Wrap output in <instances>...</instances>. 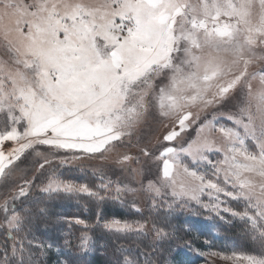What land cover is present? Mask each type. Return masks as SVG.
I'll return each instance as SVG.
<instances>
[{
    "label": "snow or ice",
    "instance_id": "obj_1",
    "mask_svg": "<svg viewBox=\"0 0 264 264\" xmlns=\"http://www.w3.org/2000/svg\"><path fill=\"white\" fill-rule=\"evenodd\" d=\"M185 249L264 264V0H0V264Z\"/></svg>",
    "mask_w": 264,
    "mask_h": 264
},
{
    "label": "rangeland",
    "instance_id": "obj_2",
    "mask_svg": "<svg viewBox=\"0 0 264 264\" xmlns=\"http://www.w3.org/2000/svg\"><path fill=\"white\" fill-rule=\"evenodd\" d=\"M85 166H87L86 162H85ZM73 167H76L75 165H73ZM77 175H80L81 173L79 171H77L76 173ZM57 211L59 212H65L67 214H79V212L81 210L77 209L75 206H69V207H65V208H61V209H57ZM184 219L188 220L194 227V231L192 232V234L194 235H197V234H200V230L202 231H205L203 230L202 228H208L207 224H202V223H196L193 219H195L194 216H190L188 214H185V216L183 217ZM204 218V217H203ZM215 223V221H213ZM214 223L212 224L211 227L214 226ZM212 231L214 233H216L217 229L213 227ZM205 232H210L211 231H205ZM223 234V233H221ZM181 235H183V233H181ZM226 235H228L229 238H232L233 234L232 233H227ZM203 241V240H201ZM179 243L182 245L183 244V240L179 241ZM202 244V242H201ZM175 245H173L174 247ZM110 252L111 250H109V253L108 254H105L104 252H98V253H95L93 255H89V257H87V261H88V264L92 263L93 259L95 256H99L101 259V261L103 262V264H105V261L107 259H111V255H110ZM192 254V261L189 259V261H182L181 264H201L200 260L197 259L196 257V254L195 253H191ZM52 261H49V264H55V254L53 252L52 254V258H51Z\"/></svg>",
    "mask_w": 264,
    "mask_h": 264
},
{
    "label": "trees",
    "instance_id": "obj_3",
    "mask_svg": "<svg viewBox=\"0 0 264 264\" xmlns=\"http://www.w3.org/2000/svg\"><path fill=\"white\" fill-rule=\"evenodd\" d=\"M204 216H200V217H195V219H193L196 223H202V224H207L208 228H202L203 230L205 231H211L212 234H214V232L212 231L213 227L212 224L214 223L213 221L211 220H208V219H205L203 218ZM215 225V223H214ZM215 228V227H214ZM205 231H202L200 230V234H197V235H194V234H191L193 237H196V236H199V240L197 241L198 244H201V242L203 243V241L201 240H204L205 237L210 234V232H205ZM203 233V235H202ZM184 239H188V237H184ZM176 247V245L174 246V248ZM55 254V252H54ZM176 255V259L179 260V261H189V259L192 261V254L187 252V250L185 249L184 251H181V252H177V253H174ZM101 258L99 256H95L92 263L90 264H103V262L100 260ZM52 261V260H50Z\"/></svg>",
    "mask_w": 264,
    "mask_h": 264
}]
</instances>
